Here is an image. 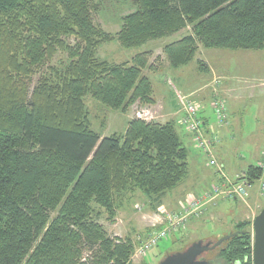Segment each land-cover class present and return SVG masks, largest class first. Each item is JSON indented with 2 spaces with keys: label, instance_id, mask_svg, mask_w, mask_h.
<instances>
[{
  "label": "trees",
  "instance_id": "16d2710c",
  "mask_svg": "<svg viewBox=\"0 0 264 264\" xmlns=\"http://www.w3.org/2000/svg\"><path fill=\"white\" fill-rule=\"evenodd\" d=\"M99 3L0 0V264H133L132 242L95 221L93 204L115 218L118 197L140 191L157 196L158 209L189 176L190 153L173 122L133 119L124 134L103 139L90 127L87 96L124 112L138 101L154 104L146 58L112 65L98 57L109 41L94 23ZM132 7L118 35L124 49L191 27L165 47L174 69L193 61L198 43L264 49V0H132ZM59 53L66 61L31 89ZM263 177L251 165L232 183L254 186ZM252 226L237 223L239 234L214 264H253Z\"/></svg>",
  "mask_w": 264,
  "mask_h": 264
},
{
  "label": "rangeland",
  "instance_id": "374dc122",
  "mask_svg": "<svg viewBox=\"0 0 264 264\" xmlns=\"http://www.w3.org/2000/svg\"><path fill=\"white\" fill-rule=\"evenodd\" d=\"M95 3L100 4L101 10L93 15L94 23L99 31L109 38V41L100 45L98 57L106 59L112 65H131L138 55L143 56L147 60V67L143 70V74L151 80L152 85L156 86L157 93L159 92V86H169L170 88L171 86H181V79H183V82L190 84V86H225L232 83L236 86L252 87L254 90L251 91V95L248 99L238 104L241 105L237 106L236 111L245 115V121H251L249 126H254L256 119L264 121V49L259 51L207 49L198 43V52L193 61L178 69H174L165 53V47L191 34V27L169 38L149 42L139 49H124L118 39V35L121 31L122 17L134 11L132 0H95ZM70 43H74L73 39L70 40ZM66 59V54L59 53L54 60L43 67L42 71L33 78L31 89L37 85L42 75L49 72V68L58 67ZM85 103L89 111L90 127L98 132L102 139L112 135L124 134L129 122L133 119H146L150 122H158V119H150L158 112L157 108L151 106L153 104L148 105L138 101L124 112L123 110L109 109L91 96L85 98ZM139 114H141V117ZM178 133L190 153L192 163L189 165L188 178L176 190L168 192L161 198L165 206L161 210V218L156 216L158 214L157 210L152 205L158 197H150L140 191L128 193L121 198L118 197L117 200L120 206L115 218H111L104 209L93 204L94 212L92 216L95 221H98L110 235L132 242L134 253L131 260L133 264H160L167 256L183 252L195 242L214 243L222 237L232 234V232L230 233L229 223L221 222L216 224L212 222L211 224L210 222L209 225H205L199 230H194L192 237L188 233L186 238L177 235H167V238L162 239L157 247L148 250L145 254L139 252L141 243L146 242L145 240L149 234L152 235L168 228V224L165 226L159 224V222L163 221L162 216L163 218L166 217L168 223L167 215L171 211V207L177 208V203L190 187V183L194 182L195 171L192 164L195 165V163L192 157L197 152H193L189 140L184 135L185 133L181 130H178ZM237 141L240 143V147L235 150L237 151L235 157L224 156L222 159L229 165L234 162L233 164L240 167L242 163L237 158V153L239 152L242 156L249 154L243 148H245L244 144L249 146L251 140L237 138L235 142ZM261 147L258 146V149L261 150ZM199 157L200 166L196 167L195 170L203 172L206 159L204 157L201 158L200 155ZM250 161L251 159L249 158L245 163H250ZM260 184L261 182H259V186ZM192 197L197 196L193 193L188 194L185 196V200L180 202L181 205H187ZM225 199L228 200H221L218 208L228 218L227 220H230L237 211L244 210L245 207L240 201L231 198ZM261 202L263 209L261 207L257 209L256 216L264 210V197L261 198ZM206 206L202 212L203 214ZM202 216L195 217V219H201ZM191 218H188V221L185 220L184 225L179 227L181 231H186ZM221 247L204 254L205 260L215 261L217 252Z\"/></svg>",
  "mask_w": 264,
  "mask_h": 264
},
{
  "label": "crops",
  "instance_id": "0c3cea01",
  "mask_svg": "<svg viewBox=\"0 0 264 264\" xmlns=\"http://www.w3.org/2000/svg\"><path fill=\"white\" fill-rule=\"evenodd\" d=\"M181 86H159V92L157 93L156 86L153 85V100L154 104L151 105L157 108V111L151 119L157 120V123L166 124L173 122L176 125L177 130L183 131L186 138L189 140V144L193 149V152H197L193 155L192 159L195 165L192 164L193 170L195 171L194 182L192 181L190 187L181 197V201L177 203V208L171 207V211L168 214H179L185 209V206L181 205L180 202L185 200V196L190 193L195 194V196L200 197L206 194H214L213 188L219 186L223 178L221 174L215 167L210 166L209 159L207 155L197 149L192 141L191 135L185 130L181 125V120L183 117L182 107L179 102V96L189 97L193 102L203 105L204 110L200 113L201 120L204 121V130L208 138L213 140V154L216 160L223 165L225 175L235 183L239 179L242 173L246 172L249 166L259 165L263 158L262 154L264 151V121L256 119V124L254 126H249L251 121H245L242 112L237 113L236 108L240 102L251 95V91L254 89L249 86H236L235 84H228L225 86H190L187 82H183L181 79ZM164 93V94H163ZM195 95V97H194ZM216 99L223 100L227 107L228 120L227 123L222 127H217L216 118L214 116L212 102ZM212 129V130H211ZM250 139L248 144H244L246 151L249 154L242 156L239 152L237 153V158L242 163V166H236V164L229 165L224 159L226 157H235L237 148H239V142H235L236 139ZM233 142H235L233 144ZM258 146H262L261 150ZM206 159L204 165L205 169L201 172L200 170H195L196 167L200 166V157ZM239 156V157H238ZM251 159L250 163H245L248 159ZM190 164L192 163L191 157H189ZM203 161H205L203 159ZM244 163V164H243ZM190 170V166H189ZM190 181V180H189ZM261 182V181H260ZM264 197L260 193L259 182L251 187L249 190V195L244 199H234L240 201L244 205L243 211H237L230 220L224 216L219 210V204L221 200L225 199L224 196H219L216 199L210 200L206 206L205 213L201 219H195L192 217L189 220L186 231H179L177 236L187 237V233L192 237L194 230H199L205 225L219 224L221 222L229 223L230 233L233 231L234 226L239 222L253 221L257 215V209L262 205L261 198ZM164 203L162 206L158 207L157 217L162 214V209H164ZM173 208V209H172ZM263 209V206L261 207ZM161 212V213H160ZM161 218V217H160ZM158 218V220H160ZM165 218V220H164ZM162 216V222H159L162 226L167 225L166 217ZM212 226V225H210ZM207 226V227H210ZM186 235V236H185Z\"/></svg>",
  "mask_w": 264,
  "mask_h": 264
},
{
  "label": "built area",
  "instance_id": "2783aa9c",
  "mask_svg": "<svg viewBox=\"0 0 264 264\" xmlns=\"http://www.w3.org/2000/svg\"><path fill=\"white\" fill-rule=\"evenodd\" d=\"M179 102L182 107L183 117L181 120V125L185 130L191 135L193 144L195 147L203 151L208 159L209 164L215 167L221 174L224 183L213 188L214 194H206L202 197H192L182 213L179 214H168V228L166 230L158 231L154 234H149L146 238V242L141 243L139 247V252L146 253L148 250L157 247L162 239L167 238L176 234L180 230V226L184 225V221L191 217H200L203 215V210L210 200L216 199L219 196H224V198L231 199H244L249 195V190L251 185L247 181H242L240 183L234 184L225 175L224 167L220 164L213 154V140L207 137L204 130V121L200 118V113L204 110L202 105L193 102L189 97L179 96ZM212 108L214 116L216 118L217 127H222L227 123L228 113L227 107L223 100L216 99L212 102ZM141 117V114H139ZM151 119V118H150ZM212 130V129H211ZM262 162L258 165L263 170L264 174V151L262 154ZM264 178V177H263ZM261 180L260 193L264 195V180ZM229 185V186H228ZM188 221V220H187Z\"/></svg>",
  "mask_w": 264,
  "mask_h": 264
},
{
  "label": "water",
  "instance_id": "95a60500",
  "mask_svg": "<svg viewBox=\"0 0 264 264\" xmlns=\"http://www.w3.org/2000/svg\"><path fill=\"white\" fill-rule=\"evenodd\" d=\"M253 232V264H264V210L254 218ZM238 234L239 232L229 234L214 243H205L204 241L195 242L183 252L167 256L160 264H214V262L205 260L203 255L216 250L221 247L224 242Z\"/></svg>",
  "mask_w": 264,
  "mask_h": 264
}]
</instances>
